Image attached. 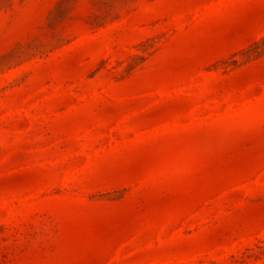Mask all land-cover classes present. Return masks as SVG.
<instances>
[{"label": "rangeland", "instance_id": "374dc122", "mask_svg": "<svg viewBox=\"0 0 264 264\" xmlns=\"http://www.w3.org/2000/svg\"><path fill=\"white\" fill-rule=\"evenodd\" d=\"M0 264H264V0H0Z\"/></svg>", "mask_w": 264, "mask_h": 264}]
</instances>
